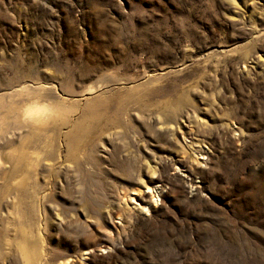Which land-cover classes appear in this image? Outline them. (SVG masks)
Segmentation results:
<instances>
[{"label": "rangeland", "instance_id": "1", "mask_svg": "<svg viewBox=\"0 0 264 264\" xmlns=\"http://www.w3.org/2000/svg\"><path fill=\"white\" fill-rule=\"evenodd\" d=\"M0 264H264V0H0Z\"/></svg>", "mask_w": 264, "mask_h": 264}, {"label": "clouds", "instance_id": "2", "mask_svg": "<svg viewBox=\"0 0 264 264\" xmlns=\"http://www.w3.org/2000/svg\"><path fill=\"white\" fill-rule=\"evenodd\" d=\"M21 116L25 120L41 117L43 120L48 121L55 119V112L46 105H33L22 110Z\"/></svg>", "mask_w": 264, "mask_h": 264}, {"label": "bare ground", "instance_id": "3", "mask_svg": "<svg viewBox=\"0 0 264 264\" xmlns=\"http://www.w3.org/2000/svg\"><path fill=\"white\" fill-rule=\"evenodd\" d=\"M133 199H134V197H132V196L128 197V201H133Z\"/></svg>", "mask_w": 264, "mask_h": 264}]
</instances>
